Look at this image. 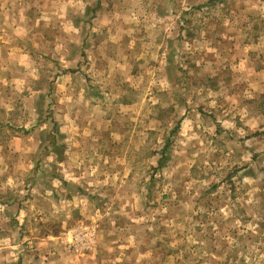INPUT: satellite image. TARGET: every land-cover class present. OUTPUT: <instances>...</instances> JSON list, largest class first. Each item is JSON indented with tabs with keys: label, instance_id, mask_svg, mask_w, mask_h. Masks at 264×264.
<instances>
[{
	"label": "rangeland",
	"instance_id": "1",
	"mask_svg": "<svg viewBox=\"0 0 264 264\" xmlns=\"http://www.w3.org/2000/svg\"><path fill=\"white\" fill-rule=\"evenodd\" d=\"M0 1V264H264V0Z\"/></svg>",
	"mask_w": 264,
	"mask_h": 264
},
{
	"label": "crops",
	"instance_id": "2",
	"mask_svg": "<svg viewBox=\"0 0 264 264\" xmlns=\"http://www.w3.org/2000/svg\"><path fill=\"white\" fill-rule=\"evenodd\" d=\"M6 2V1H5ZM10 3V2H9ZM12 3H14V4H17L18 6H20L21 4H20V0H13L12 2H11V4ZM23 3H24V1H23ZM0 4H1V1H0ZM11 6L10 5H8V6H5V8H10Z\"/></svg>",
	"mask_w": 264,
	"mask_h": 264
}]
</instances>
